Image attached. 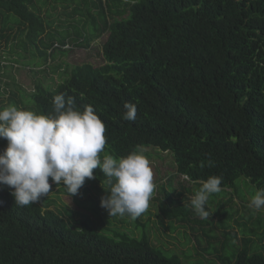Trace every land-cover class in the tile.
Here are the masks:
<instances>
[{
    "label": "trees",
    "instance_id": "trees-1",
    "mask_svg": "<svg viewBox=\"0 0 264 264\" xmlns=\"http://www.w3.org/2000/svg\"><path fill=\"white\" fill-rule=\"evenodd\" d=\"M51 2L62 5L65 20L41 11ZM104 35L97 62L67 66L56 84L37 81L27 92L11 78L6 87L14 90L4 106L51 115L55 95L73 96L78 110L93 106L106 126L101 160L106 154L119 159L154 148L169 153L177 175L187 174L197 188L167 192L161 186L164 201L157 200L155 221L150 211L143 213L146 221L139 222L140 216L132 223L140 231L135 237L123 231V217H109L98 208L107 194L99 168L93 170L95 179H85L83 188H91L78 191L80 197L94 193L98 202L80 201L61 189L92 217L55 211L48 195L17 206L13 189L0 186V264H214L208 256L221 264H264V255L247 247L253 237L264 238V216L248 206L255 190L264 188V0H0V46L11 44L9 52L17 56L9 63L44 73L56 54L89 48ZM125 102L136 105L135 121L123 119ZM6 144L0 139V151ZM213 175L223 177L221 191L209 197L205 210L210 215L204 220L191 199L199 181ZM238 181L249 184L252 193L239 197ZM225 191L227 199L221 197ZM232 198L249 212L247 220ZM112 220L123 232L110 228ZM150 224L154 231L162 227L165 238L186 227L195 233L200 226L194 238L208 243L199 244V259L189 262L190 249L180 256L160 236L158 244L149 239ZM214 227H236L244 245L230 247L229 258L218 254L220 248L210 243ZM183 237L189 241L187 234ZM224 238L229 244L237 236L231 231Z\"/></svg>",
    "mask_w": 264,
    "mask_h": 264
},
{
    "label": "clouds",
    "instance_id": "clouds-1",
    "mask_svg": "<svg viewBox=\"0 0 264 264\" xmlns=\"http://www.w3.org/2000/svg\"><path fill=\"white\" fill-rule=\"evenodd\" d=\"M123 107V119L135 121L136 105L125 102ZM105 132L106 126L93 106L85 105L80 111L75 98H66L65 93L53 97L51 115H38L13 104L0 107V139L7 141L0 151V186L13 189L10 195L15 204L24 207L39 203L52 191L49 178L55 185L62 184L70 197L78 194L86 178L95 179L93 170L99 168L107 185L100 207L109 217L137 219L147 211L157 187L150 161L136 150L119 159L106 154L101 160L107 143ZM182 175L196 183L187 174ZM222 179L213 175L199 181L201 186L191 205L201 219L209 218L205 205L212 194L221 191ZM248 206L257 212L264 209V188L255 190Z\"/></svg>",
    "mask_w": 264,
    "mask_h": 264
},
{
    "label": "rangeland",
    "instance_id": "rangeland-1",
    "mask_svg": "<svg viewBox=\"0 0 264 264\" xmlns=\"http://www.w3.org/2000/svg\"><path fill=\"white\" fill-rule=\"evenodd\" d=\"M102 1H104V0H102ZM37 7H40V6H37ZM70 10H72V7L67 9V11H70ZM41 11L49 12L53 16V18L59 16L62 20L66 19V17L63 14H61V12L63 11L62 5L58 4V3L54 4L53 2H51L49 5L47 4L45 6H42ZM100 21L102 22L103 18H100L98 20V22H100ZM65 22H67V21H65ZM65 24L66 23H64V25ZM104 37H105V35L102 36L101 38H99L98 40L94 41L89 48H86V47L72 48V51L70 53H68L66 56L56 54L54 60H51L49 62V65L44 68V70H45L44 73H39L41 69H38V68L37 69H31V67H26V66L23 67V66L16 64V63L7 62L8 59L17 58V56H15V54L13 52L12 53L9 52V51H11V44H8L6 46V43L4 44V42H2L3 44L0 46V51H1L0 55H2V56H0V60L3 62V63H0V66H2L1 67L2 69L0 71V92H2L3 94L0 95V107H3L6 104V99L9 97L10 91L14 90V87L12 85H10L9 87H6V83H11V78H14L15 82L21 88L25 89L27 92L32 90V86L37 81H41L45 85L56 84L61 79V78H58L59 74L67 66L69 67V69H71L77 63L80 64V62H84V61L85 62H92V61L97 62V60H95L96 59L95 54H96V52L101 51L102 41H104L103 40ZM14 51L21 53L20 50H14ZM3 57L5 59H3ZM4 66H6V67L3 68ZM53 66H60V68L56 72L53 73V72H51ZM69 69L67 71H69ZM34 72H37V73H34ZM3 73L5 74V76L3 75ZM11 76H13V77H11ZM5 89H6V91H5ZM2 102H4V103H2ZM144 148L145 147H143L141 149H143L144 155H145V153H147L145 156L150 161V165H151V168L153 171L154 182L157 185L156 190L154 191V194H153V196L149 202L148 210L144 214L148 215L147 212L150 211L153 215L150 218V220L155 221V217H154L155 213H156L155 210L159 206L157 200L164 201L163 194L160 192V189H159L161 186H163L167 192H171V190H173V189L176 191H182L183 188L194 187V189H196L197 187L193 183H192L193 184V186H192V184L189 181L185 180L183 176L177 175V173L174 170L175 165L172 161V156L169 153H162V152L157 151L154 148H147V149H144ZM50 184L52 185V191L48 194V196L51 197L52 199H54V201L56 203V205L54 204L51 206L52 209H54L55 211H58L60 213H63V214H66L65 213L66 211H69V212H72V211L78 212L79 211L85 215H88L89 217H92V214L90 212L85 211L82 208H79L77 205L73 204L71 199L67 197V194H65L63 191H61L62 188H65L62 184L61 185H55L52 182H50ZM241 184H243L244 187H241ZM247 185H249V184H247V183L245 184L242 181L236 182L235 190L238 193L239 197H242L246 194L252 193V191L248 190L249 187ZM85 187H86V189H90L91 184H88ZM84 188L82 186L79 190L82 191V190H84ZM227 194L228 193L226 192L221 197H223V198L226 197L225 199H227V198H229V195H227ZM80 196H81L80 193L77 194L78 198ZM88 199H92L95 202H98V200H99L98 196H95L94 193H91L90 195H83L82 197H80V201H86ZM232 199H233V202L235 203V207H237L239 209L240 215H242L244 217V220H247L248 216H249V212L247 210L245 211L239 205L240 203L235 198H232ZM98 208L101 209L100 206ZM259 212H262V215L264 216V209H261ZM144 214L141 215L140 219L138 220L139 222L141 220L146 221L148 219V217L145 216ZM74 218H77V216L74 215ZM123 219L125 221L124 223H126L123 231L128 230L127 231L128 234H131V232H132L133 235H135V237L140 236V231L137 232V229H135V227L132 225V223L137 219L132 220L127 215H125L123 217ZM92 221L95 222V220H93V219H92ZM117 225L120 226L119 222L112 220V225L110 228L117 227V229L122 231L120 228H118ZM149 227H150V230L153 231L150 234L149 239L151 238V240L153 242H155L156 244H158V239H159L158 237L160 236L161 239L163 241H165L166 247L167 248L168 247L174 248L175 251L179 255L181 252L186 253L187 249H190L189 251H191V259L188 260L189 262L190 261L193 262V261L199 259V257L195 253V249L200 248L199 244L206 246L208 243L205 238L200 239L201 242H197V240L194 238V235L201 234V231L199 229V228H201L200 226H198L199 228L197 226H195V228L197 229V231L195 233L192 232L190 227L178 229L176 232L170 233V234H172V238H165L164 230L162 227H159V231L153 230L154 225L150 224ZM231 231H233L236 234L237 238L234 241H230L229 244H225L224 233H226V232L230 233ZM210 233H212V235H215V237H212V240L210 241V243L214 247H217L218 249L220 248V252H218V254H224L228 258L230 257L229 251L232 248L239 250L244 245L243 240H242L243 238H242L241 234L239 233V230L236 227H234L233 230L227 229L226 231H224L218 227H214V228L210 229ZM146 234L148 236L149 231ZM183 234L188 235L189 241H187L186 238L183 237ZM258 239L259 238H257V237H253L251 239L250 243L247 245V247L249 249L251 248V252H253V253H262L264 255V238H262V241H259ZM168 241L170 242L169 245H168ZM230 247H232V248H230ZM214 250H216V249L214 248ZM216 255H217V253H216ZM207 260H213L214 264H221L218 260L217 261L214 260L213 256H208ZM202 264H206V261H205V263H204V261H202Z\"/></svg>",
    "mask_w": 264,
    "mask_h": 264
}]
</instances>
